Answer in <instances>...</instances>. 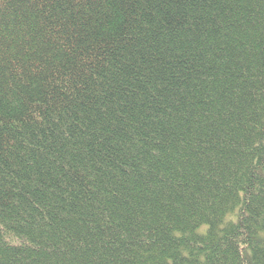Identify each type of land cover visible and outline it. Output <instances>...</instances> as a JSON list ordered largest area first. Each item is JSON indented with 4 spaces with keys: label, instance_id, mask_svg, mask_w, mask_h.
Segmentation results:
<instances>
[{
    "label": "trees",
    "instance_id": "obj_1",
    "mask_svg": "<svg viewBox=\"0 0 264 264\" xmlns=\"http://www.w3.org/2000/svg\"><path fill=\"white\" fill-rule=\"evenodd\" d=\"M0 264H264V0H0Z\"/></svg>",
    "mask_w": 264,
    "mask_h": 264
}]
</instances>
